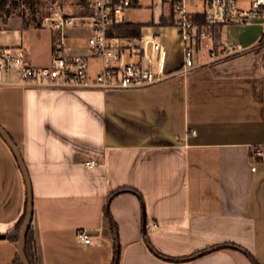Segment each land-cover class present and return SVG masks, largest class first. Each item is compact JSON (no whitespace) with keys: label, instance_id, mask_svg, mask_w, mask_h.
<instances>
[{"label":"crops","instance_id":"0c3cea01","mask_svg":"<svg viewBox=\"0 0 264 264\" xmlns=\"http://www.w3.org/2000/svg\"><path fill=\"white\" fill-rule=\"evenodd\" d=\"M159 27L153 32L166 49L160 29L170 26ZM203 40L194 67L182 72V62L166 55V76L147 85H0V125L31 182L36 264H59L74 241L111 259L107 212L118 227L119 264H253L245 251L264 264V49L208 62L211 40ZM12 46L23 48L28 63L45 65L32 63L23 44ZM68 46L75 54L88 49ZM91 64L96 70L98 61ZM88 158L96 164L84 166ZM25 198L0 137L1 233L22 214ZM82 229L89 244L77 237ZM16 255V244L0 238V264Z\"/></svg>","mask_w":264,"mask_h":264},{"label":"built area","instance_id":"2783aa9c","mask_svg":"<svg viewBox=\"0 0 264 264\" xmlns=\"http://www.w3.org/2000/svg\"><path fill=\"white\" fill-rule=\"evenodd\" d=\"M200 8L192 11V5ZM138 6L137 0H89L88 14H65L58 4L49 7L47 25L54 32L50 59L45 65L27 62L21 46L0 47V85L31 87H63L69 89L129 88L151 84L166 76V49L153 31L130 39L114 34L112 28L125 22L126 11ZM152 10L160 15H171L173 26L182 39V63L180 71L194 67V55L202 38L211 37L210 26L248 25L259 23L264 33V0H154ZM200 13L206 25H199L192 17ZM77 24L88 31L86 53H70L65 43L69 29ZM209 54L215 55L209 47ZM137 56L138 60H133ZM127 57V58H126ZM91 58L98 61L93 69ZM255 153L262 151L255 148ZM84 166L96 164L93 158L85 159ZM254 169V166H252ZM84 244L91 236L84 229L77 232Z\"/></svg>","mask_w":264,"mask_h":264},{"label":"rangeland","instance_id":"374dc122","mask_svg":"<svg viewBox=\"0 0 264 264\" xmlns=\"http://www.w3.org/2000/svg\"><path fill=\"white\" fill-rule=\"evenodd\" d=\"M0 47L6 48L11 44H23L25 51H28L32 63L46 64L49 57L50 42L53 41L54 32L48 27L46 15L49 7L58 4L65 14L73 16H84L88 14L86 4H81L79 0H0ZM138 6L131 7L125 13L127 21L140 22L144 24L141 31L143 33L157 31L159 12L152 10L154 0H137ZM248 1V0H247ZM200 4L192 5L189 9L196 11ZM250 25H223L221 28L211 29L210 38H202L203 41L211 40L205 44L211 47L215 55L209 54L206 58L208 62H215L241 54L253 49H264V35L260 32L258 38L253 43L243 44L244 38L259 32V24ZM256 25V26H255ZM261 31V30H260ZM161 38L166 44L167 59L182 62L183 42L181 37L173 30V27L161 28ZM68 34V33H67ZM88 31L85 25L77 24L71 33L67 35L65 43L72 45L86 46ZM201 39V40H202ZM221 39L223 41H221ZM200 40V41H201ZM200 41L198 49L200 48ZM238 41V42H234ZM205 46V47H206ZM203 51V50H202ZM202 51L197 52V56L203 57ZM78 240V239H77ZM71 244L67 251L59 252V264H70L75 262L84 264L85 260L91 264H108L110 258L103 249L92 250L84 247L78 242ZM74 264V263H73Z\"/></svg>","mask_w":264,"mask_h":264},{"label":"trees","instance_id":"16d2710c","mask_svg":"<svg viewBox=\"0 0 264 264\" xmlns=\"http://www.w3.org/2000/svg\"><path fill=\"white\" fill-rule=\"evenodd\" d=\"M88 1L89 0H79L81 4H86L87 9H88ZM0 4L1 6H3V3L1 1ZM192 17L200 26L206 25L204 21V17L200 13H193ZM156 24L161 26H173V18L170 14L169 15L162 14L159 16ZM142 26H144V24L140 22L125 21L115 24L112 30L114 34L118 36L135 39L140 37ZM222 26H223L222 24H212L211 28L216 30L217 28L220 29ZM263 35L264 33L261 34L260 38H262ZM120 190H122V188L112 191L109 194V198L113 197ZM25 208H26V201L24 202V208L22 214L16 220L13 227L5 233V237L15 244L17 242L19 230L24 219ZM107 216L109 217L112 224V232H113V240H114L113 254L108 264H119L120 244H119V236H118V227L114 219L108 212H107ZM24 252L29 263L36 264V249H35L34 234L31 223L25 235ZM245 253L249 257V259L253 262V264H259L250 252L245 251ZM173 259L175 260V258ZM10 264H21L17 255Z\"/></svg>","mask_w":264,"mask_h":264},{"label":"water","instance_id":"95a60500","mask_svg":"<svg viewBox=\"0 0 264 264\" xmlns=\"http://www.w3.org/2000/svg\"><path fill=\"white\" fill-rule=\"evenodd\" d=\"M0 137L5 142V144L9 147L11 150L13 156L15 157V160L17 162V165L20 169V172L22 174L24 184H25V191H26V208H25V215L23 222L21 224L18 239L16 242L17 247V256L19 258V261L21 264H30L29 261L26 258L25 252H24V242H25V235L27 232V229L31 223L32 215H33V195H32V188H31V182L29 179L28 171L25 167V164L23 162L21 153L17 146L15 145L14 141L10 137V135L7 133V131L0 125ZM5 237V233L0 232V238Z\"/></svg>","mask_w":264,"mask_h":264}]
</instances>
